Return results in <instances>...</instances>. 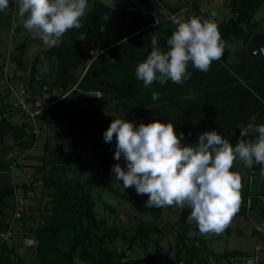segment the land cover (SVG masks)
<instances>
[{"label": "trees", "instance_id": "16d2710c", "mask_svg": "<svg viewBox=\"0 0 264 264\" xmlns=\"http://www.w3.org/2000/svg\"><path fill=\"white\" fill-rule=\"evenodd\" d=\"M187 1L179 0L166 6L173 14L185 7ZM159 2L165 7L163 0ZM263 3L264 0H228L229 17L214 21L224 43L223 55L211 64L206 73L189 64L191 77L183 84L178 85L169 80L163 85L154 82L145 87L136 78V66L150 54L153 36L157 37V47L162 51L167 50L166 41L175 30V25L171 20L154 25L153 17L128 12L124 6L120 11L121 21L116 25V41L91 57L88 51L94 50V47L86 36L102 32L108 23L106 16L113 9L99 0H88V10L81 19L82 27L69 30L61 38L59 46L41 49L31 60L27 88L34 95L42 92L43 85L48 86L47 89L56 88L60 91L59 96L45 106L43 113L35 117L47 125L60 126L59 133L63 140L72 148L79 149L74 150L77 157L82 152L79 146L91 141L88 152L95 157L101 172L112 168L114 164L125 163L123 157L119 161L114 159L115 137L109 143L103 139L110 122L117 119L107 113L113 103L119 107L118 117L125 120L132 121L136 117L145 124L154 120L173 124L177 135L183 133L184 144H195L201 133L215 130L235 146L241 128L248 125H253L248 139L254 140L258 135L255 126L264 124V62L254 57L247 65L244 47L255 32L264 33L263 30L257 31V24L252 21ZM196 6H190L193 8L191 16H197ZM154 8L158 12L160 5L155 4ZM229 42H241L243 47L238 61L232 64H227ZM26 51L25 39L14 46L11 61L17 70H25L27 66L24 60ZM43 58L54 59L55 68L50 73V79L38 81L37 65ZM90 91H99L100 95H90ZM153 92L160 94L159 99H152ZM6 94L0 88V148L4 146L7 151L12 149L11 145L5 143L7 136L12 137L16 144L28 147L33 142L28 140L27 130L33 129V123L18 124L7 117L9 104L3 103ZM59 158L62 156L49 157L46 161L59 169L62 166L56 160ZM241 165L246 174L256 175L259 189L243 188L239 210L234 216L255 213L264 226V177L260 175L261 166L254 164L246 168L242 162ZM9 166L5 152L0 149V232L9 229L13 235L10 216L16 206L15 200L13 204L7 202L8 198H14L15 195L7 171ZM231 171L238 173L236 164ZM42 182L46 189H50L44 222L30 233L22 235L32 238L34 244L25 246L21 240L25 248L31 249L29 255L33 254L36 264H79L78 261L86 264L161 263L156 252L158 249L134 257H127V251L118 253L116 250L119 241H127L126 248L129 250L134 245H145L152 237L160 236L165 228L161 225L164 207H146L147 196L137 195L135 191L121 194L126 199L125 203L129 198L136 202L134 210L151 213L154 218L152 222L145 223L133 216L136 221L126 234L127 227H109L105 219L96 216L95 201L83 182H72L65 173L63 177L44 173ZM5 209L11 211L9 217H6ZM23 211L22 205L19 219L24 223ZM111 211L115 212V209L111 208ZM187 214L188 209L183 208L177 220L178 229L174 231V240L178 248L175 258L183 259L185 264H211L209 256L214 255L216 259L213 264H223L222 260H225V264H234L230 261L232 258L240 260L255 256V253L240 249L216 255L208 250L205 253L206 249L201 244L186 245L185 235L189 228ZM260 230L255 228L254 232L260 234ZM261 237L264 241V235ZM193 239L197 241V238ZM8 240L0 239V264H16L12 257L15 250L8 245ZM169 261V264H174L171 259ZM258 264L263 263L259 261Z\"/></svg>", "mask_w": 264, "mask_h": 264}, {"label": "clouds", "instance_id": "9594fccd", "mask_svg": "<svg viewBox=\"0 0 264 264\" xmlns=\"http://www.w3.org/2000/svg\"><path fill=\"white\" fill-rule=\"evenodd\" d=\"M23 19V28L44 44L59 46L71 29L82 27L81 19L88 10V0H11ZM10 0H0V12L8 9ZM216 12L211 13L215 17ZM175 30L167 39V50L157 47L153 36L152 50L138 63L136 78L145 87L167 81L183 84L191 77L189 64L207 72L221 59L224 43L217 24L211 19L191 16L171 17ZM153 92L152 99H159ZM253 125L242 127L235 146L215 130L201 133L197 143H182L171 123L154 120L135 126L124 119H113L103 133L109 143L115 137L114 159L123 157L125 168L112 166L114 178L123 188H134L146 195V207L189 208L201 235L221 234L238 212L241 203V176L231 171L237 160L246 168L261 166L264 177V124L256 125L258 135L248 139Z\"/></svg>", "mask_w": 264, "mask_h": 264}, {"label": "rangeland", "instance_id": "374dc122", "mask_svg": "<svg viewBox=\"0 0 264 264\" xmlns=\"http://www.w3.org/2000/svg\"><path fill=\"white\" fill-rule=\"evenodd\" d=\"M99 1L110 6L113 10L111 14L106 16L108 23L106 27L103 28L102 32L98 34L92 33L86 36L87 41L94 47L93 56L98 54L101 48L110 46L116 41V25L121 21L120 11L125 6L124 0ZM163 1L165 9L160 7L158 12L156 11V19H154V21L158 20L159 22L167 23V21L171 20L169 18L172 12L167 8L166 4H175L179 0ZM192 1L193 0H188V4L185 9H180L177 13L173 14H175L178 18L187 19L188 17H191V14H193L192 11L194 5H197V16L201 19L223 21L230 15L228 0H196L195 3ZM213 11L216 12L215 17H211V13ZM23 19L24 18L18 16L17 6L11 2L8 9L0 12V60L5 61L8 59V69L14 74L12 83L18 90L22 89L23 84L27 85L32 58L38 51L46 48V44H44L41 39L38 37L34 38L23 28ZM252 19V21L257 24L255 29L257 31H264V3L254 14ZM14 23L15 26H13ZM22 39L27 41V51L24 57V60L27 62V66L25 70H17L15 63L11 61V56L13 55L14 46ZM228 47L230 49V54L227 58V64H232L233 62L238 61L240 51L243 47L241 42H229ZM54 68V59L43 58L37 65L38 81H41V79H50V73L53 72ZM9 78L10 76H8L7 79ZM2 79L5 83L4 78ZM2 79L0 78V88L3 91L4 87L2 85ZM41 89L43 90V87ZM18 90L16 91L18 97L22 99V103H24L25 106H27V109L30 110H34L39 106L49 105L50 102L60 94V91L56 88L45 89L36 95H34V92L30 89H26V93H24L21 97ZM27 90H29V92ZM14 95L7 93L6 98L3 101L6 105L9 104L7 117L11 121L18 124L22 122L36 123V131L33 132L30 128L27 130V138L29 141L33 142V144L28 147H22L16 144V141L12 137L7 136L5 137V143L11 145L12 149L7 151L4 146L0 148L5 152L6 158L10 163L7 171L10 174V180L15 189L14 198H8L7 202L9 204H13L14 200L16 201V199L23 198L22 205L24 206V211L22 215L25 216L24 223L19 219L20 217H14V211H12L13 214L10 216L11 211L9 209H5L7 211L6 217L10 216L12 220L11 228L13 235L7 243L10 247H12L11 249H14L16 252H12V257L14 256L13 260L16 261V264L37 263L33 254L29 255V253H31V249L25 248L22 244L24 239L22 235L30 233L31 230L39 227L44 222L46 203L50 201V189H46L42 182V176L44 173L46 175L58 174L62 177L65 173V176H67L72 182H83L86 190L95 201L96 216L98 218L105 219L106 224L109 227H127L128 231L125 232L128 234V232L131 231V227L134 225L136 219L132 215H125V213L120 211V208L124 204H130L132 208H134L136 207V202L132 198H129L127 199V203H125L126 199L122 197L121 194L133 192L135 189H124L123 182L117 181L114 178V173L111 170L112 168L106 170L105 172L98 170V164L95 157L88 152L92 146L91 141L82 143L79 146V148L82 149L81 155L79 157L75 156L74 150L79 149L72 148L66 141L63 140L59 133L60 126L47 125L46 123L39 121L36 117L31 119L26 110L22 109L23 106L21 103L19 104V107L13 105L14 101L16 102ZM32 98L33 100L31 101ZM107 113L114 118L123 119L118 117L120 110L114 103L108 108ZM129 122H132L137 127L140 124V120L136 117ZM59 155L62 156V158L56 159L62 164L59 169L57 167L54 168V166L46 161L49 157L55 158L57 156L59 157ZM119 164L122 168H125V163ZM235 164L238 167V174L241 176V198L243 194L242 190L245 186L257 191L259 189V181L256 175L251 173L246 174L245 169L241 165V161L237 160ZM63 169L65 171H63ZM111 208H114L115 212L111 211ZM187 209L188 214L186 221L189 228L187 229V234L185 235L187 237L185 240L186 245H199V239H201L205 244V253L208 250L210 253H215L217 255L224 251L240 249L248 253H255V256L253 258H242L240 260L232 258L230 261L234 264H253V260L255 259L257 262L260 261L264 264V248H259L260 250L257 249V246L259 245L264 247V241L261 237L264 235V226L260 222L257 214L253 213L245 216H234L229 226L219 235H201L195 222L189 219L190 209ZM181 210L182 208L174 206L164 207L161 225L165 228L160 236L152 237L145 243V245H134L129 250L126 248L127 241H119L116 251L119 253V251L124 250L127 251V257H134L141 256L154 251V249H158L156 252L158 254L159 261H161L160 264H169V259H172L171 257L175 258L178 248L174 240V231H177L178 229L177 220L180 216ZM255 228L261 229L259 231L260 234L254 232ZM193 238H197V241ZM157 244H159V247ZM198 250L202 253L200 248H198ZM15 254H17V257ZM123 257L124 256H122V258ZM215 259L216 256H209L211 264L215 262ZM76 261H78V259H76ZM221 262L225 264V260H222ZM78 263L86 264L81 261H78ZM193 264L199 263L193 262Z\"/></svg>", "mask_w": 264, "mask_h": 264}, {"label": "built area", "instance_id": "2783aa9c", "mask_svg": "<svg viewBox=\"0 0 264 264\" xmlns=\"http://www.w3.org/2000/svg\"><path fill=\"white\" fill-rule=\"evenodd\" d=\"M155 4H159L161 8L165 9V7L160 4L159 0H126L125 9L128 12H138V13H141L143 15L151 16L154 19H156V11H155V8H154ZM172 16H175V14H170V18L169 19H171ZM158 23H159V21L156 20L154 22V25L158 24ZM93 52H94L93 50H89L88 51V53H89V55H91V57H94L96 55L95 54L93 56ZM89 62H90V60L88 61V63ZM0 73H1L0 74V78L1 79L4 78V80H5V83H4L3 79H2V85L4 87L3 91L7 92V93H11V95H14L16 93L14 95V97L16 98V102L14 101L13 105H15L16 107H19L20 106L19 104L21 103L22 106H23L22 109L26 110V112L30 115L31 119H33V117H35V115L43 113V111L45 110V106H39V107H37L34 110H32V109L30 110V109H27V106H25L24 103H22V99L18 97V94L16 92L18 89L12 83V78L14 77V74H13V72H11L8 69V59H6L5 61L0 60ZM8 76H10L9 79H7ZM26 89H28L27 86L25 84H23L22 89L18 90L20 92V94H21V97H22V95L24 93H26ZM45 89H47V86L43 85V90H45ZM27 91L29 92V90H27ZM89 93H90V95H95V96H99L100 95L99 91H90ZM27 98H29V97H27ZM31 123H33L34 127H33L32 130L34 132V131H36V125H35L36 123H34V122H31ZM22 204H23V198L16 199V201H15L16 209L14 211V217L15 218L20 217V215H21L20 211H21ZM11 235H12V232L9 229H7L6 231L0 232V239L1 240L10 239ZM23 244L25 246L32 245V244H34V240L32 238L25 237L23 239ZM257 247H258L257 248L258 250L264 248L261 245H259ZM171 258H172L171 260L174 262V264H185L183 259H177V258H173V257H171ZM253 262H254L253 264H258L256 259L253 260Z\"/></svg>", "mask_w": 264, "mask_h": 264}, {"label": "water", "instance_id": "95a60500", "mask_svg": "<svg viewBox=\"0 0 264 264\" xmlns=\"http://www.w3.org/2000/svg\"><path fill=\"white\" fill-rule=\"evenodd\" d=\"M245 59L247 60V65L252 61L254 57L259 58L262 62H264V33L262 32H255L249 41L245 45ZM120 211L132 215L139 219L142 222H152L154 218L152 217L151 213H142L136 211L132 208L130 204H124L121 206ZM2 217V212L0 210V218ZM199 244L205 247L204 242L199 239Z\"/></svg>", "mask_w": 264, "mask_h": 264}, {"label": "crops", "instance_id": "0c3cea01", "mask_svg": "<svg viewBox=\"0 0 264 264\" xmlns=\"http://www.w3.org/2000/svg\"><path fill=\"white\" fill-rule=\"evenodd\" d=\"M10 2H11V0H10ZM186 8V6L185 7H183L182 9H185ZM13 26H15V23L13 24ZM50 45H46V48H48Z\"/></svg>", "mask_w": 264, "mask_h": 264}]
</instances>
